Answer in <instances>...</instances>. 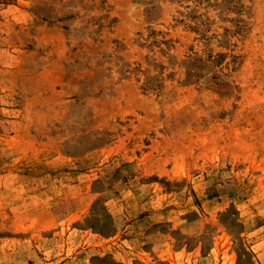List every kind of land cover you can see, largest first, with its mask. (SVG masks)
<instances>
[{
  "label": "rangeland",
  "instance_id": "obj_1",
  "mask_svg": "<svg viewBox=\"0 0 264 264\" xmlns=\"http://www.w3.org/2000/svg\"><path fill=\"white\" fill-rule=\"evenodd\" d=\"M0 264H264V0H0Z\"/></svg>",
  "mask_w": 264,
  "mask_h": 264
}]
</instances>
